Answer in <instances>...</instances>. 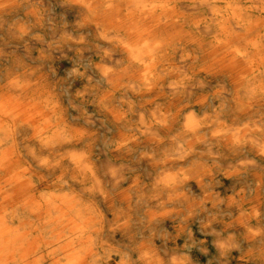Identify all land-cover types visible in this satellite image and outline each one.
I'll list each match as a JSON object with an SVG mask.
<instances>
[{"label":"bare ground","instance_id":"obj_1","mask_svg":"<svg viewBox=\"0 0 264 264\" xmlns=\"http://www.w3.org/2000/svg\"><path fill=\"white\" fill-rule=\"evenodd\" d=\"M20 1L24 0H0V15ZM97 1L109 12L122 13L129 26L119 33L91 23L100 45L83 74L76 72L67 79L60 74L61 62H56L49 73L25 74L0 92V116L21 119L32 133L23 153L12 145L13 133L9 136L11 145L0 141V176L20 170L26 175L33 168L56 176L50 181L51 192L40 199L35 193L38 183L30 180L26 186H17L14 183H19V179L15 176L7 181L5 188H9L0 195V257L14 249L13 257L20 262L30 258L38 244L55 246L65 255L64 264L100 263L98 259L88 263L82 253L93 233L91 226L96 224L84 201L94 198L105 202L109 189L117 190L125 183L128 168L110 161L105 139L97 156L91 152L97 133L114 125L121 136L114 153L142 144L148 151L142 153L140 160L152 163L156 170L155 174H148L145 188L152 194L151 199L141 204L148 214L145 221L129 223L120 212L116 223L109 226L116 230L134 227L139 231L133 235L135 243L125 246L135 254L126 264H194L186 250L196 242L194 227L198 225L212 239L219 256L217 264H231L245 246L250 247L256 264H264L260 197L264 179V139L260 136L264 132V115L254 110L248 119L229 120L226 101L234 81L204 77L208 70L204 66L200 69L201 56L177 43L179 31L169 39H157L159 34L169 33L172 26L189 22L200 10L210 11L213 21L219 19L221 12L212 7L222 0ZM243 1L251 13L264 12V0ZM85 8L83 0L63 6L75 19L89 24ZM241 10L227 4L226 16H222L224 20L216 32L196 20L190 28L211 36L224 60L245 66L237 77L249 78L243 98L259 103L264 85L256 80L264 76V40L246 41ZM92 33L81 30L69 37L73 46H82ZM39 45L52 51L41 39L30 42V47ZM233 45L237 46L235 51L230 50ZM68 52L60 51L59 56L64 58ZM66 82L69 86L64 93ZM210 94L215 98L211 104ZM229 152L231 158L226 160L224 155ZM200 159L206 163L201 164ZM247 173L253 174V184L245 181ZM119 198L120 206L130 208L134 203L129 194H120ZM26 211L30 216L25 215ZM28 217L37 218L50 228L46 239L39 227L35 233L29 231ZM168 245H180L185 255L162 252ZM73 248H79L81 255L69 260Z\"/></svg>","mask_w":264,"mask_h":264},{"label":"rangeland","instance_id":"obj_2","mask_svg":"<svg viewBox=\"0 0 264 264\" xmlns=\"http://www.w3.org/2000/svg\"><path fill=\"white\" fill-rule=\"evenodd\" d=\"M72 1L73 0H24L8 9L6 13L0 15V23L2 24L0 26V92H2L6 86L12 82L13 79L22 77L25 74L36 73L37 76H41L49 73L51 67L56 62H61L60 64L62 66L60 69V74L65 75L67 79L71 78L76 72H78V75L83 74L89 68V63L94 55V52L100 45L95 33H92L94 31H92L91 23L103 30L117 31L119 33L127 29L129 26L123 20L122 13L107 11L106 6L100 2L98 3L97 0H83L86 3V10H84V14L89 20V24L84 23L83 19H75L74 16L67 13V10H63V6L71 4ZM227 4H233L234 6L242 9L241 11L244 13V30L242 32L248 36L246 37V41L252 42L258 39L264 40V12L262 14L251 13L247 10L249 5L245 4V1L243 0H222L221 3L212 7L214 11L221 12V17L219 19H214L213 21L210 16V11L200 10V12L195 14L196 16L194 15V17H192L189 22L185 23L186 25L183 24L181 26H172L169 28V31L171 30L169 33L159 34V38L157 37V39H169L171 38L170 35L173 32L179 31L177 38H175L177 43H181V46L195 50V52L201 56L200 58L202 61L200 69H202V66H204L208 70L204 74V77H208L209 79L216 78L217 80L226 82L234 81L233 91L226 101L228 108V119L231 121L239 119L245 120L251 117V113L254 110H260L261 114L264 115V96H261L262 100L259 103H252L251 101L243 98V89L249 78L245 77L244 79H238L237 77L239 75V71L243 70L245 66L243 68L242 65L237 63L235 60H224L223 54L219 51L216 42L211 36L206 37L205 35L200 34L199 32L190 28V25H192L191 22L196 20L200 21L202 26L210 27V29L214 32L218 31L219 24L224 20L222 16H226L225 7ZM247 11L248 13H245ZM11 12L13 14H11ZM102 14L104 15V19L102 16H99ZM176 27L178 29H175ZM81 30L92 33L88 38V40H90H87L82 46H73L69 34L78 35L80 34ZM193 36L194 38H192ZM36 39L43 40L45 44L50 46L52 51H47L40 45L30 47V42ZM206 41L208 43H206ZM236 47V45H233L230 50L235 51ZM64 50H70V52L65 53L63 55L64 58H61L59 53L60 51ZM97 61L98 60H96L94 64L95 68H97ZM256 82H260L264 85V76L262 78H258ZM65 84V87L63 86L64 93H66L67 86H69L67 82ZM213 100H215V98L210 94L208 97V102L211 104ZM180 106H183V103L179 104V107ZM0 120L3 127L0 128V141L7 142L8 145H11L12 143L9 140V136L10 133H13L15 140L12 145H14L18 151L23 153L26 147V140L32 134L30 132V128L27 126L24 127L21 123V119L14 120L13 117L5 116V114L0 116ZM107 128L108 130L106 132L98 130L99 132L97 133L98 137L96 142H90L92 144L91 152L97 156L98 151L100 150L99 148H101V145L105 139L108 143L106 150L108 152L110 161L117 166L126 167L128 170L126 171L124 185L117 190L109 189L110 194L107 201L103 202L94 198L86 199L84 201L85 206L90 209L89 214L95 219L96 224L91 226L93 227V233L88 238V243L84 246L82 253L86 256L85 259L88 263H91L92 260L98 259L100 262L99 264H109L115 262V264H126L127 261L135 256V254L133 255L131 251L125 249V246L135 243L133 235L137 234L139 231L134 227L116 230L114 228H110L109 226L116 223L117 215L120 212L124 213L129 223H134L140 219L145 221L144 217H148V214L145 213V210L142 208L141 204H145V202L151 199L152 194L147 190L145 191V188L148 186V174H155L156 170L153 169L152 163L150 164L149 162H143L140 160L142 153L148 151V149H146L142 144H139L138 146H131L126 150H123L122 153L115 154L114 149L116 144L120 141L121 136L114 125H107ZM260 136L264 139V132ZM224 158L226 160L230 159L231 153H226ZM199 162L201 164L206 163L202 159H200ZM14 176L19 179L20 184L17 182L14 183L17 186H26L30 180L34 181L35 184L38 183V189L35 192L38 199L51 192L52 187L50 181L51 179L54 180L56 178V176L52 175L51 173L42 172L36 168H33L31 173L26 175L23 174L22 170L19 172L13 171V173H4V175L0 176L1 185L4 186V191L0 192V195H3L4 192H6L5 189L9 188H5V186L8 184L7 181H9L11 177ZM244 179L249 184H253L252 173L245 174ZM263 187L264 179L262 181V188L260 192V197L263 203L262 213L264 215ZM35 193L32 192V195ZM123 193L132 195L134 197V203L130 208L125 207L124 204L120 206L121 202L119 195ZM25 215L30 216L28 211L25 212ZM27 221L30 223L29 231L31 233H35L36 228L39 227V232L41 236L44 237V239H46L45 237L49 236L47 233L49 232L50 228L39 223L37 218L33 219L28 217ZM17 225H19V222H17ZM262 225L264 227V217L262 220ZM199 227V225L194 227L196 233V242L192 244V246L186 251L189 252L188 254H190L193 263L195 262L194 264H217L219 256L212 247V239L208 235L204 234ZM34 248L35 249L33 250L32 254L29 255V257L30 259L37 260L38 263L36 264L65 263V255L62 252L57 251L56 247L53 245H43L39 247L37 244ZM13 250L11 252L5 251L3 256L0 257V260L4 259V263L8 264H22L24 260L16 262L15 258L13 257ZM161 251L172 253L176 252V254L185 255L184 250L181 249L180 245L178 247L168 245L163 247ZM250 251L251 249L249 246L243 247L242 250L236 254L235 258H232L231 264H256L254 262V258L250 255ZM69 255V260H74L81 255V251L79 248H73ZM40 256L43 257V259L40 258ZM242 258L243 261L241 260Z\"/></svg>","mask_w":264,"mask_h":264},{"label":"crops","instance_id":"obj_3","mask_svg":"<svg viewBox=\"0 0 264 264\" xmlns=\"http://www.w3.org/2000/svg\"><path fill=\"white\" fill-rule=\"evenodd\" d=\"M34 262H35V260L28 258V259H25L22 264H34ZM0 263L4 264V259H1ZM6 264H8V263H6Z\"/></svg>","mask_w":264,"mask_h":264}]
</instances>
